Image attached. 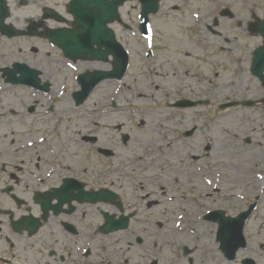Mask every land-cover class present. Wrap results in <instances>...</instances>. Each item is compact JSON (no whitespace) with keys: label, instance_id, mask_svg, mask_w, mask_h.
I'll return each instance as SVG.
<instances>
[{"label":"rangeland","instance_id":"rangeland-1","mask_svg":"<svg viewBox=\"0 0 264 264\" xmlns=\"http://www.w3.org/2000/svg\"><path fill=\"white\" fill-rule=\"evenodd\" d=\"M10 1L11 9L16 15L31 13L32 5L37 8L33 0L21 7L15 1ZM41 2L50 3L48 0ZM64 2L60 0L61 4ZM160 5L159 11L151 16L152 35L149 38H143L138 31L136 4L131 1L121 6L122 18L129 28L124 29L122 25L114 24L113 29L116 30L118 40L123 42L130 53L129 68L122 80L101 82L79 107L72 106L69 98V93L78 87L75 83L76 74L84 71L86 64H102V68L108 69V63L79 60L73 64L62 58L55 46L35 36L0 40V66L10 65L12 61H24L34 66L43 60V75L50 80L60 81L51 87L47 95L40 96L42 102L36 104V113L27 115L26 118L23 116L22 122L37 130L34 139L40 140L42 163L52 161L53 153L64 145H67L68 159L93 157L80 144L79 137L85 133H93L94 127H86L93 126L94 120L102 114L103 129H110L104 133L113 134L116 140L122 134H128L130 146L123 148L119 141L110 145L115 150H121L120 160L132 157L137 160L141 157L150 164L147 173L155 168L154 160L160 161L162 168L174 167L172 162H175L177 168L185 165L190 173L193 172L188 176L187 173L181 174L177 168L165 170L170 173H164L165 177L173 179L170 183L172 187H176V181L183 182L187 178L185 189L178 185L183 200L180 211H177L175 204H167L168 190L158 189L157 181L152 179L155 186L150 187L156 191L152 198L156 203L152 213L154 217L167 220L166 230L163 229L156 236L151 231L155 223L143 225L150 229V238L159 240L158 246L163 249L160 257L164 264L170 261L172 229L174 236L178 238L177 242L198 244L200 248L194 256L207 255V264H230L225 263L217 250L215 252L211 249L216 247V228L213 229L211 222L204 220V216L209 209L222 206L226 207L228 214L235 215L247 201L254 199V194H258L260 198L256 200L257 208L244 230L247 246L239 251L237 260L251 257L256 264H264V188L258 187L264 177V164L255 162L258 159L264 163L262 148L259 146V140L264 134L261 133L264 129H260L264 126L262 103L258 102L255 106L238 104L219 109V105L229 100L255 99L264 93V87L250 74L247 60L231 66L223 53L216 51L221 50L222 45L235 49L244 47L246 40L242 39L245 35L237 34L245 30L244 23L254 12L264 17V0H164ZM224 8L233 13V16L219 17V11ZM214 17H218L217 26L212 23ZM207 26L222 34L221 37L208 32ZM226 36L230 38L229 41L225 39ZM258 41V38H252L247 43L255 45ZM146 49L153 51L151 59L145 57ZM227 53L226 49L224 54ZM245 53L247 55L248 51ZM2 85L6 84L0 78V86ZM181 97L206 100L210 104L180 110L165 107ZM113 102L116 104L114 110L110 107ZM49 103L53 109L45 111L44 108ZM140 121H145L141 128L138 126ZM4 122L6 127L12 125L8 123V118ZM193 126L195 130L191 136H182L181 140H176L174 134H180L181 130ZM233 134L239 135L242 140L236 141L237 136ZM20 136L15 135L14 138ZM249 136L250 142L244 143V138ZM49 138H53V142L45 140ZM162 139L163 145L160 143ZM46 143L51 147L49 155L46 154ZM166 143H172L174 153H180L177 158L165 156ZM234 149L238 151L233 156L231 152ZM192 154L195 156L194 161L188 159ZM214 165L218 173H215ZM234 165L236 167H232ZM95 167L96 163L91 165L92 178L96 177ZM47 171L48 165H43V173ZM195 177H198L196 181ZM49 183L50 181L47 182ZM146 191V185L139 187V194ZM100 222L98 212H93L88 215L81 230L86 232V224L97 227ZM198 223L207 225L204 228V239H197L195 236ZM94 230L92 228L90 232ZM49 231L57 233L49 238ZM166 232L167 239L161 242ZM99 235L97 233L92 239L89 235L81 237L83 248L88 241H92L91 248L94 255H97L91 259L92 262L108 259L101 250L106 247L110 236L103 238ZM57 236V227L47 225L46 231L38 235L43 237L42 244L35 245L42 249L44 242H53ZM116 246L118 244L113 249ZM134 256L135 253L131 252V259ZM151 257L153 255L148 258ZM237 260L231 264H240Z\"/></svg>","mask_w":264,"mask_h":264},{"label":"flooded vegetation","instance_id":"flooded-vegetation-1","mask_svg":"<svg viewBox=\"0 0 264 264\" xmlns=\"http://www.w3.org/2000/svg\"><path fill=\"white\" fill-rule=\"evenodd\" d=\"M15 1L18 5L29 3V0ZM33 1L37 8L32 5L31 13L23 15L20 25L16 24L21 21L20 17L14 18L12 10L7 21L26 28L27 32L33 29L42 30L48 23L52 27L58 24L49 18L51 13L44 10L46 5H43L41 0ZM48 1L50 3L47 5L51 9H58V0ZM237 35L260 38L258 34L248 30ZM22 36L33 37L34 35L23 34ZM3 39L9 38L0 34V40ZM254 49L249 47L233 49L231 58L239 63L244 60L250 62ZM246 51H248L247 55ZM43 63L42 60L34 64L40 70L42 79L44 77ZM59 82L50 78L43 79L41 83L47 84L46 90L35 88L30 84L13 83L0 86V264H84L86 261L87 264H163L158 260L162 249L157 248V239L150 238V229L147 226L144 227L145 224L153 222L155 227L151 230L152 234L160 235L159 220L144 213L152 197L150 194L144 197V194L137 192L138 186L141 185L140 172L131 170L130 175H127V168L135 165L133 160L121 161L113 166L111 160L119 157L118 149L113 148L108 155L102 152L105 146L111 147L110 144L115 145L119 140H116L113 134L104 133L105 130L100 123L95 122L94 126L97 130L95 134L80 137L82 142L80 144L94 157L68 159L67 145H64L53 153L52 161L42 163L41 143L40 140L34 139L37 130H34L31 125H24L22 119L36 113V104L42 102L40 96L47 95L52 85ZM45 109L51 110L50 103ZM5 118H8V123L12 125L6 127ZM15 135L21 136L14 138ZM248 141L249 138L246 139V142ZM87 142L97 144L88 148ZM259 142L264 156V134ZM45 145L46 154L49 155L51 147L47 143ZM255 160L258 164H264L258 159ZM94 163H96L94 169L96 177L92 178L91 165ZM43 165H48V171L45 174ZM48 181H50L49 184H47ZM102 189H110L118 197L113 202L107 198L106 201H97L96 204L77 200V196L82 198L87 192ZM53 190H59V192L51 196L45 195V192ZM47 199L51 205L48 209H46ZM180 200L181 198L174 194L170 198L171 204H177ZM102 204L114 213V217L119 215L129 217L126 229L121 228L112 233L102 231L101 224L104 222L102 213L109 211L101 208ZM94 211H97L103 220L97 227L86 224L87 231L82 232L81 227L84 226L88 215L93 214ZM47 225H55L58 236L53 242H44V246L40 249L35 244H42L43 237L40 238L38 235L46 231ZM92 228L95 230L90 232ZM49 232V238L57 233ZM97 233L103 238L110 236L106 247L101 250L106 253L108 259L92 262L91 259L97 257L91 248L92 241H88L83 248L81 237L89 235L92 239ZM146 236L153 240L152 249H147ZM116 244L118 246L113 249ZM131 252L135 253L133 259H131ZM149 255L153 257L148 258ZM185 256H187L186 249L181 246L174 253V264H206L207 261L204 256L201 258L199 256L200 259L196 261L194 256L190 255L187 257V262H184Z\"/></svg>","mask_w":264,"mask_h":264},{"label":"water","instance_id":"water-1","mask_svg":"<svg viewBox=\"0 0 264 264\" xmlns=\"http://www.w3.org/2000/svg\"><path fill=\"white\" fill-rule=\"evenodd\" d=\"M119 3L120 1L117 0H74L69 6V9L74 14L76 20L74 25L76 29L55 30L51 31L48 35L50 41L56 43L63 50L65 56H69L73 60L79 57L88 60H106L107 56L112 54L113 69L110 73L96 71V73L92 72L90 75L81 77L82 82L80 83L85 87L82 93L84 96H86L91 88L102 78H121L128 64L127 52L124 51L119 42L115 39L113 30L107 27V23H110V21L114 19H118L117 5ZM146 12L147 9H145L144 13ZM6 15L5 1L0 0V21H2ZM144 15L145 14H143V16ZM143 23H145V21H143ZM1 24L2 23H0V27ZM262 30H264V26ZM258 65L257 61L253 65L255 73L260 72ZM22 68L26 69L25 67ZM23 71L29 72V70ZM85 82L87 86H85ZM192 103L194 104L195 102ZM244 218L245 216L242 215L238 219H231V222L234 221L237 225V230L231 232L233 240L238 241L234 245L235 248L242 245V241L244 240L243 234H241ZM228 223L229 219H225L223 216L219 220L220 230L218 235L222 242L230 241Z\"/></svg>","mask_w":264,"mask_h":264},{"label":"bare ground","instance_id":"bare-ground-1","mask_svg":"<svg viewBox=\"0 0 264 264\" xmlns=\"http://www.w3.org/2000/svg\"><path fill=\"white\" fill-rule=\"evenodd\" d=\"M101 66L100 65H93V64H88L87 66V71L93 70V69H99ZM207 225H203L201 223H198L197 229H196V235L199 237H203L204 232L202 233V229L206 228Z\"/></svg>","mask_w":264,"mask_h":264}]
</instances>
